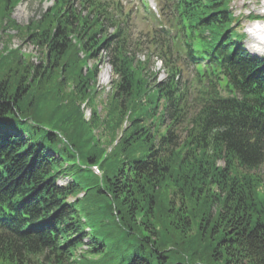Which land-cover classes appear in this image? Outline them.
I'll return each mask as SVG.
<instances>
[{
  "label": "trees",
  "instance_id": "1",
  "mask_svg": "<svg viewBox=\"0 0 264 264\" xmlns=\"http://www.w3.org/2000/svg\"><path fill=\"white\" fill-rule=\"evenodd\" d=\"M18 1L0 0V264H264V57L231 0H170L171 29L142 40L117 0L22 25Z\"/></svg>",
  "mask_w": 264,
  "mask_h": 264
},
{
  "label": "rangeland",
  "instance_id": "2",
  "mask_svg": "<svg viewBox=\"0 0 264 264\" xmlns=\"http://www.w3.org/2000/svg\"><path fill=\"white\" fill-rule=\"evenodd\" d=\"M159 3V0H157ZM73 2L76 5V0H73ZM51 4V0H20L19 3L16 4V6L13 8V12L11 17L15 20V22L19 25L25 24L29 22L30 19L32 18H37L39 17L40 13L44 11L49 5ZM264 0H231L229 3L230 10L232 13L239 19V27L238 30L239 32H244L245 37L242 41V44L248 49L249 52L252 53L251 49L254 40L249 34H247L248 27L254 23V21H262L264 20ZM132 9L127 12V9ZM125 12L127 13V23L129 26V31L131 32L132 36L134 37H139L140 40H142V35L144 36L145 33L148 30H151V26L157 25V22L153 20L152 17H150L143 7L138 6V9L135 8V6H132L131 4L126 6ZM160 16L162 18V15L160 13ZM258 16V17H256ZM251 17V18H250ZM256 17V18H253ZM151 18V19H150ZM143 41H145V37L143 38ZM10 47H20L22 51L26 52H31L34 55H36V52L34 51V48L24 42L19 36L14 35L11 38L10 41ZM257 43V42H256ZM259 52V48L256 47ZM140 54H143L144 52L140 51ZM153 55H156L153 54ZM259 57L264 56V46L261 47L260 53L257 54ZM154 57V56H153ZM33 60L34 56H33ZM152 61L155 63L154 64V70H156V67H159L160 65V60L159 58L155 59L152 58ZM163 65L161 64V68ZM160 68V69H161ZM156 77L157 79H163L165 78V75L160 71L156 70ZM108 72V76L105 79V75ZM165 73V72H164ZM193 74L192 68H186L182 67V81L185 80L186 78H190ZM110 66L106 63L105 59L102 61V63L99 66V72L97 76V86L96 89L98 90V95L96 99V104L98 110H100V103H102L107 95V90L106 88H109V82H110ZM86 102V101H85ZM84 102V103H85ZM102 115V114H101ZM95 134L94 132H88L84 137H87V135L90 134ZM257 173L261 174L264 176V163L262 166L256 171ZM67 180L65 178H59L57 183H65ZM71 199V198H70Z\"/></svg>",
  "mask_w": 264,
  "mask_h": 264
},
{
  "label": "bare ground",
  "instance_id": "3",
  "mask_svg": "<svg viewBox=\"0 0 264 264\" xmlns=\"http://www.w3.org/2000/svg\"><path fill=\"white\" fill-rule=\"evenodd\" d=\"M247 34H249V36H251L253 39H255L254 40L255 42L252 46L253 49H251L252 53L259 54L261 47L264 46V20L254 21V23H252L248 27ZM256 47H258L260 49L259 52H258V49ZM107 76H108V72L105 75V79L107 78ZM82 107L84 108L85 116L88 117L90 114V110L85 107V104H83Z\"/></svg>",
  "mask_w": 264,
  "mask_h": 264
}]
</instances>
